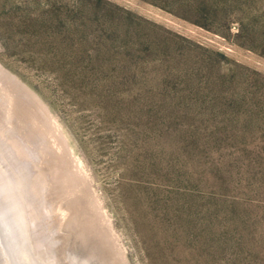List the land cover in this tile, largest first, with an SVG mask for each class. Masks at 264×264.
I'll use <instances>...</instances> for the list:
<instances>
[{
	"label": "rangeland",
	"instance_id": "obj_1",
	"mask_svg": "<svg viewBox=\"0 0 264 264\" xmlns=\"http://www.w3.org/2000/svg\"><path fill=\"white\" fill-rule=\"evenodd\" d=\"M0 133L43 184L2 264H264V0H0Z\"/></svg>",
	"mask_w": 264,
	"mask_h": 264
},
{
	"label": "bare ground",
	"instance_id": "obj_2",
	"mask_svg": "<svg viewBox=\"0 0 264 264\" xmlns=\"http://www.w3.org/2000/svg\"><path fill=\"white\" fill-rule=\"evenodd\" d=\"M6 76L8 77V75ZM9 139L6 133H0V191L2 192L5 205L9 204L10 206L8 211L5 210L4 216L6 220H8L9 216L13 219L12 222H9L10 227H12L13 223L14 229L15 222L18 227L20 226L22 228V232H24L25 229L22 227L20 221L23 218L25 219L27 213H30V216H32L34 211L40 210L43 184L38 178L30 177L27 163L22 161L20 156L17 155V147ZM33 224L37 231H39L35 219H33ZM27 236L29 237V234ZM40 241L47 245L48 248L50 247L46 239H40ZM47 262L49 264L54 263V259L53 261L47 260Z\"/></svg>",
	"mask_w": 264,
	"mask_h": 264
},
{
	"label": "trees",
	"instance_id": "obj_3",
	"mask_svg": "<svg viewBox=\"0 0 264 264\" xmlns=\"http://www.w3.org/2000/svg\"><path fill=\"white\" fill-rule=\"evenodd\" d=\"M100 1V0H98ZM150 1V0H149ZM152 3H156L151 1ZM84 6V5H81ZM82 8L78 7V9L76 11L71 12V10L66 9L67 12V16L66 15H62V14H58L54 8H51L50 10L46 11V13L44 14H38L37 16L32 15L31 13L28 14H20V13H16V20L15 23H13L11 26L8 25L6 26V32H9V34H11V36H15V37H20L21 35H29L30 39L33 37H40L41 39H46L48 37H50L49 34H47L48 32H50L51 30H49L51 28L52 24H56V26H60V27H64L67 24H65L69 18L73 17H77L78 14H83L82 12ZM204 12L207 13L208 11H210V9L208 7H204ZM96 12V10H95ZM204 13V14H205ZM204 16V15H203ZM38 26V28H36V26ZM86 28L88 27L87 25ZM61 28V29H62ZM238 42V41H237ZM238 44H240L241 46H247L244 43H240V41L238 42Z\"/></svg>",
	"mask_w": 264,
	"mask_h": 264
},
{
	"label": "water",
	"instance_id": "obj_4",
	"mask_svg": "<svg viewBox=\"0 0 264 264\" xmlns=\"http://www.w3.org/2000/svg\"><path fill=\"white\" fill-rule=\"evenodd\" d=\"M18 83H19V82H18ZM20 84H21V83H20ZM21 85H22V84H21ZM22 86H23V85H22ZM23 88H24L25 90H27L24 86H23ZM34 99H35V97H34ZM35 101L39 104L38 100L35 99ZM2 263H3V262L1 261L0 264H2Z\"/></svg>",
	"mask_w": 264,
	"mask_h": 264
}]
</instances>
